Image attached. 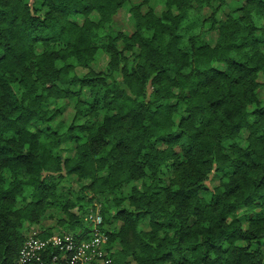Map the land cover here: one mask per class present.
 <instances>
[{
    "label": "trees",
    "instance_id": "trees-1",
    "mask_svg": "<svg viewBox=\"0 0 264 264\" xmlns=\"http://www.w3.org/2000/svg\"><path fill=\"white\" fill-rule=\"evenodd\" d=\"M96 206L114 264H264V0H0V264Z\"/></svg>",
    "mask_w": 264,
    "mask_h": 264
},
{
    "label": "built area",
    "instance_id": "built-area-1",
    "mask_svg": "<svg viewBox=\"0 0 264 264\" xmlns=\"http://www.w3.org/2000/svg\"><path fill=\"white\" fill-rule=\"evenodd\" d=\"M86 218L89 226L78 234H28L11 264H114L103 249L108 236L98 209L90 210Z\"/></svg>",
    "mask_w": 264,
    "mask_h": 264
},
{
    "label": "rangeland",
    "instance_id": "rangeland-1",
    "mask_svg": "<svg viewBox=\"0 0 264 264\" xmlns=\"http://www.w3.org/2000/svg\"><path fill=\"white\" fill-rule=\"evenodd\" d=\"M226 10L227 9H224V11H226ZM222 14H224V13H221V16H222ZM116 26L117 27L118 26H124L128 30H130V22L128 20V14L127 13H125L123 11H119L116 14L114 27H116ZM210 36H211L210 38H213V33H211ZM105 62H106V57L102 53L99 52L96 55L95 60L91 64L94 66V68L99 69V68H101L105 64ZM62 102L67 103L68 101L67 100H63ZM71 113H72V108H71V105H68V104H67V106H65L62 109V112H61V114L63 115V117L65 119H67L68 117L70 118L71 117ZM165 179H167V177H165ZM212 183L215 184L216 183V180H214ZM73 185L76 186L75 183ZM95 209H98V207L96 206ZM95 209H92V210H95ZM246 213L247 212L245 211V208L241 207V208H239L237 210V214H236L237 215V218L239 219V221H240V223H241V225L243 227H246V225L248 223L247 222V219L245 217ZM42 224H44V225H50L51 226L52 224H54V218H48ZM38 225H31V226H29L27 229H25V233H27V235L28 234H31V233H34V232L37 233L38 230L40 229V228H38ZM143 226H145V228H146L147 227V224L143 223ZM252 247L253 248L256 247V243H254L252 245Z\"/></svg>",
    "mask_w": 264,
    "mask_h": 264
}]
</instances>
